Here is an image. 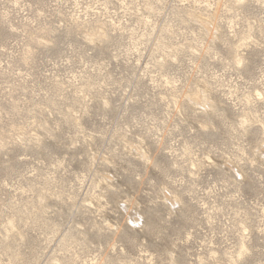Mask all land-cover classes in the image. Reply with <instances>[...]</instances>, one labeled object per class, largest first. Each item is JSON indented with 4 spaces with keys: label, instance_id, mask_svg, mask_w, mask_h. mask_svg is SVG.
Returning <instances> with one entry per match:
<instances>
[{
    "label": "rangeland",
    "instance_id": "374dc122",
    "mask_svg": "<svg viewBox=\"0 0 264 264\" xmlns=\"http://www.w3.org/2000/svg\"><path fill=\"white\" fill-rule=\"evenodd\" d=\"M0 264H264V0H0Z\"/></svg>",
    "mask_w": 264,
    "mask_h": 264
}]
</instances>
